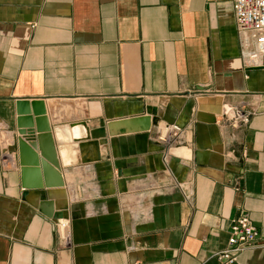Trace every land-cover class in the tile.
I'll return each mask as SVG.
<instances>
[{
	"label": "crops",
	"instance_id": "crops-1",
	"mask_svg": "<svg viewBox=\"0 0 264 264\" xmlns=\"http://www.w3.org/2000/svg\"><path fill=\"white\" fill-rule=\"evenodd\" d=\"M24 100L43 103L63 187L24 193L14 143ZM243 102L257 110L247 126L219 119ZM147 108L157 124L105 127L98 160L72 140L73 123ZM172 123L181 139L165 148L155 134ZM47 199L69 221L67 246L41 211ZM243 213L264 243V68L243 65L231 0H0V264H218ZM238 262L264 264V246Z\"/></svg>",
	"mask_w": 264,
	"mask_h": 264
},
{
	"label": "water",
	"instance_id": "water-1",
	"mask_svg": "<svg viewBox=\"0 0 264 264\" xmlns=\"http://www.w3.org/2000/svg\"><path fill=\"white\" fill-rule=\"evenodd\" d=\"M157 121L156 111L147 108V113L143 116L106 123L100 120L99 127L93 129L89 128L85 121H81L71 124L70 130L72 131L74 126L79 127L81 136H72V140L78 143V148L82 153L93 148L95 155L93 160H98L100 147H103L107 142L105 127L108 129L109 136H114L118 130L125 133L147 132L157 124ZM50 131L42 101L30 103L25 100L17 101L14 143L21 167V185L25 190L24 193L28 190H46V188L64 186ZM37 151L42 160H39ZM41 176H43V182H41ZM41 204V211L47 218H63L62 211L55 213L51 210L52 202L49 199ZM43 205L49 209L46 211L43 209ZM63 210H67V207Z\"/></svg>",
	"mask_w": 264,
	"mask_h": 264
},
{
	"label": "built area",
	"instance_id": "built-area-1",
	"mask_svg": "<svg viewBox=\"0 0 264 264\" xmlns=\"http://www.w3.org/2000/svg\"><path fill=\"white\" fill-rule=\"evenodd\" d=\"M231 4L243 65L248 69L264 68V0H231ZM256 111L255 102L224 104L219 119L237 129L247 126ZM162 125L157 128L155 140L165 148L178 144L182 128L174 123ZM12 156L13 153H10L6 146L1 155V163L6 167L11 166ZM190 196L192 192L188 190L185 197L189 199ZM56 226L62 246L69 245V221L59 218ZM261 246H264V243L259 230L253 226L248 214L243 213L230 223L226 248L216 252L213 257L218 264H240L238 258L244 252Z\"/></svg>",
	"mask_w": 264,
	"mask_h": 264
},
{
	"label": "bare ground",
	"instance_id": "bare-ground-1",
	"mask_svg": "<svg viewBox=\"0 0 264 264\" xmlns=\"http://www.w3.org/2000/svg\"><path fill=\"white\" fill-rule=\"evenodd\" d=\"M160 126H163V125H160ZM77 128H79L78 126H74V128L72 129V132H73V134H74V137H76L75 136V130L77 129ZM164 128V127H163ZM63 155H64V152H63Z\"/></svg>",
	"mask_w": 264,
	"mask_h": 264
}]
</instances>
